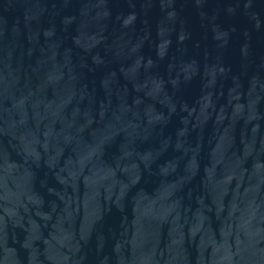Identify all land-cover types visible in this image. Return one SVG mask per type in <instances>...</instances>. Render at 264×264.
I'll list each match as a JSON object with an SVG mask.
<instances>
[{
    "label": "water",
    "instance_id": "obj_1",
    "mask_svg": "<svg viewBox=\"0 0 264 264\" xmlns=\"http://www.w3.org/2000/svg\"><path fill=\"white\" fill-rule=\"evenodd\" d=\"M0 264H264V0H0Z\"/></svg>",
    "mask_w": 264,
    "mask_h": 264
}]
</instances>
